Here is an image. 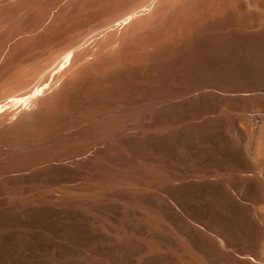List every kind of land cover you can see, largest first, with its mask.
I'll use <instances>...</instances> for the list:
<instances>
[{"label": "bare ground", "instance_id": "6f19581e", "mask_svg": "<svg viewBox=\"0 0 264 264\" xmlns=\"http://www.w3.org/2000/svg\"><path fill=\"white\" fill-rule=\"evenodd\" d=\"M0 264H264V0H0Z\"/></svg>", "mask_w": 264, "mask_h": 264}]
</instances>
